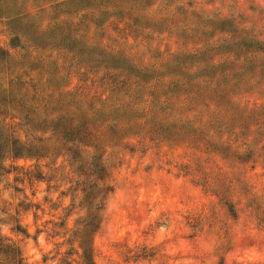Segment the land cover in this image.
<instances>
[{
    "label": "rangeland",
    "instance_id": "rangeland-1",
    "mask_svg": "<svg viewBox=\"0 0 264 264\" xmlns=\"http://www.w3.org/2000/svg\"><path fill=\"white\" fill-rule=\"evenodd\" d=\"M16 1L15 12L29 13L33 24L46 29L73 21L89 42L65 33L40 39L31 21L0 17L5 55L0 84L7 87L19 78L16 83L24 80L28 86L68 85L86 108L122 97L126 104H139L101 117L111 120L107 124L124 121L101 156L108 193L106 186L92 185L94 168L79 170L65 157L56 160L62 148L39 160L28 156L29 144L41 133L27 130L23 114L15 119L13 129L24 147L17 150L20 156L7 158L0 178V234L19 246L25 262L84 264L80 239H72L92 204L101 213L91 235L94 264H264V90L256 82L232 89L246 109L237 114L219 113L210 105L213 94L206 95L204 126L179 131L169 124L172 117L183 125H188L186 116L196 122L199 112L176 107L193 90L201 92L209 78H221L220 72L199 67L205 44L215 46L211 56H222L232 48L223 44L225 38L241 42L251 33L264 40V0H145L151 13L174 12L180 21L192 11L195 17L183 21L186 30L180 22L175 25L178 18L136 30L134 15L106 12L100 0ZM120 47L156 68L141 71L104 52ZM184 47L187 53L175 62ZM163 76L166 81L180 76L187 84L157 91L154 85ZM159 96L161 103L153 108L151 101ZM168 96L179 103L163 102Z\"/></svg>",
    "mask_w": 264,
    "mask_h": 264
},
{
    "label": "trees",
    "instance_id": "trees-1",
    "mask_svg": "<svg viewBox=\"0 0 264 264\" xmlns=\"http://www.w3.org/2000/svg\"><path fill=\"white\" fill-rule=\"evenodd\" d=\"M100 1L105 2L103 9L106 12L111 9L113 11L117 10L119 13L127 14L128 16L134 15V21L131 26L136 30L152 29L148 26L150 24H153L155 27H160L168 21L178 18V14L174 12L170 14L168 12L151 13L150 7L152 4L143 6L145 0ZM16 8V0H0V17L21 20L22 22L25 18L31 21L30 27H32V32L35 34V37L40 39L49 37L50 35L56 38V33H65L69 36L68 39L89 42V39L85 38L83 33H79V29H75L78 23H74L73 21L57 22L44 29L41 27V24L35 25L32 23L33 21L29 13L27 15H21V12H15ZM192 17H195V14L192 11H187V14L182 17L181 21L178 18L175 25H178L180 22L182 30H186L188 24L183 21H189ZM26 24H29V22ZM223 44L229 45L232 48L224 52L222 56L219 53L211 56L210 51L215 46L212 43L205 44V49L203 50L205 59L199 64L201 70H208L214 74L220 72L221 78L219 82H212L214 80L209 78V84H205L201 92L193 90L189 96L184 98V101L180 102L182 104L176 107L177 111L179 108H185L184 106L186 105L191 106L188 111H197L201 116L196 122L186 116L188 125H183L180 119L177 120L172 117L169 124L173 129L176 128L180 131L181 129L184 130V128L198 129L204 126L205 121H203L201 108L206 95L213 94L214 98H211L210 105L215 106V110L219 113L230 111L237 114L238 112H245L246 109L239 107V103L234 98L236 92H233L232 89L251 86L253 82H256L257 87L264 90V40L258 39L255 34L248 33L246 40L238 42L234 38H225ZM218 46L216 45V47ZM185 47L180 51L175 62L178 61L179 63L178 59L187 53ZM104 50L109 57L122 58L124 61L141 69V71H151L154 70V67L156 68V63L149 64L145 60L135 59L123 48L117 50H106L104 48ZM217 55L220 58L222 57V59L217 60ZM0 58L5 59V55H3L1 49ZM72 58L74 59L73 56ZM190 67L192 69L193 66L190 65ZM18 81L19 78H17L16 82ZM16 82L14 79H10L7 87H4L2 83L0 84V178L7 171L5 165L7 158L11 154H13L14 158L22 154H17V150L23 148L24 144L15 135L13 124L15 119L18 118V115L23 114V125L27 127V130H36L41 133L38 137H33V141L29 144V148H27V151H29L27 153L28 156L35 157L39 160L47 157L49 154L52 155L54 150L63 149V152L56 153L54 157L56 160L60 156L65 157L63 160H66L71 166L77 164L76 168H79V170H82L80 167L85 168L87 171H91L94 168L92 174H96L97 182L92 185L97 188L100 185L101 187L106 186V193L111 191L110 184L108 183V174L105 172V165L103 164L101 156L105 152L106 147L109 146V142L115 138L116 129L120 128V125L124 121H122V118H119V120L114 118L111 124H107L106 122L111 120H101V117L111 113H120L127 109L131 111L139 104L137 102L126 104L122 102V97L118 98L116 102L107 104L104 102L99 108H86L82 105V101L77 99L76 93L68 89V85L58 86V84L49 85L44 82H38V85L30 84L28 86L24 80H20V83ZM120 82H123V85L125 84L123 80H120ZM178 84L183 86L187 83L182 82L180 76L176 79L171 78L168 81L163 76L157 80L154 87L158 91L165 86H175ZM126 93L123 95H126ZM160 98L161 96L155 102L154 100L151 101L153 108L157 107L158 103H161ZM163 102H169L171 105L179 103L178 98L175 101H171L169 96ZM204 105L209 110L210 107H208V104L204 103ZM174 109H171V111H175ZM152 113L156 115L155 112ZM135 125L136 123L132 122L131 126ZM194 125H197V127ZM89 141H92V143ZM101 148H103V151L98 156L96 152ZM48 149L52 150L51 152L48 151V154L38 153L39 151ZM82 174L88 175L86 172ZM37 178L40 177L37 176ZM86 196L88 197V195ZM96 199V196H94L88 203L91 204ZM96 205L97 202L95 203ZM92 207L91 204L88 208L89 212L78 222L72 239L74 240V237L80 239L79 247L82 249L81 258L84 264H94L91 235L99 228L101 222L99 207ZM17 229L20 230L19 226ZM0 264H27L19 246L1 234Z\"/></svg>",
    "mask_w": 264,
    "mask_h": 264
}]
</instances>
